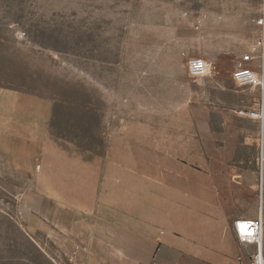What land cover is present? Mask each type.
Returning <instances> with one entry per match:
<instances>
[{
    "label": "rangeland",
    "instance_id": "1",
    "mask_svg": "<svg viewBox=\"0 0 264 264\" xmlns=\"http://www.w3.org/2000/svg\"><path fill=\"white\" fill-rule=\"evenodd\" d=\"M261 19L264 0H0V137L45 144L32 179L0 171V264H249L231 222H264V133L232 73Z\"/></svg>",
    "mask_w": 264,
    "mask_h": 264
},
{
    "label": "built area",
    "instance_id": "2",
    "mask_svg": "<svg viewBox=\"0 0 264 264\" xmlns=\"http://www.w3.org/2000/svg\"><path fill=\"white\" fill-rule=\"evenodd\" d=\"M259 25L264 29V19L259 21ZM262 45L263 48L260 49L259 54L250 53L242 58L232 73V80L238 87L258 90L257 109L249 118L259 121L264 133V42ZM246 64L250 66L244 67ZM188 74L194 80L212 77V64L201 58H191L188 62ZM234 227L239 243L255 249L249 264H264L262 214L253 219H238Z\"/></svg>",
    "mask_w": 264,
    "mask_h": 264
},
{
    "label": "crops",
    "instance_id": "3",
    "mask_svg": "<svg viewBox=\"0 0 264 264\" xmlns=\"http://www.w3.org/2000/svg\"><path fill=\"white\" fill-rule=\"evenodd\" d=\"M45 150V144L31 138H20L12 135L0 137V171L32 179L35 175V165ZM253 219L255 216L238 214L231 222L232 234L236 237L234 223L238 219ZM237 239V237H236Z\"/></svg>",
    "mask_w": 264,
    "mask_h": 264
}]
</instances>
